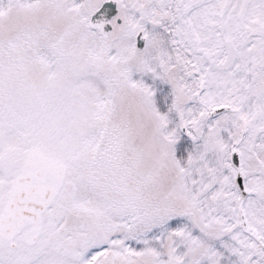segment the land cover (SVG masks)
I'll return each instance as SVG.
<instances>
[{
  "label": "snow or ice",
  "instance_id": "1",
  "mask_svg": "<svg viewBox=\"0 0 264 264\" xmlns=\"http://www.w3.org/2000/svg\"><path fill=\"white\" fill-rule=\"evenodd\" d=\"M0 264H264V0H0Z\"/></svg>",
  "mask_w": 264,
  "mask_h": 264
}]
</instances>
